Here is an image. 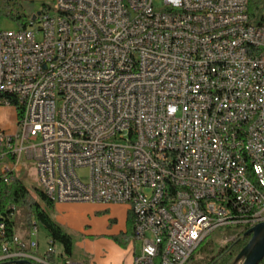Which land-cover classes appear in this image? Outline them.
I'll list each match as a JSON object with an SVG mask.
<instances>
[{"label": "built area", "instance_id": "2783aa9c", "mask_svg": "<svg viewBox=\"0 0 264 264\" xmlns=\"http://www.w3.org/2000/svg\"><path fill=\"white\" fill-rule=\"evenodd\" d=\"M35 16L4 30L0 1V88H18L22 110L15 132L0 129L1 182L34 171L55 204L128 206L134 264L159 256L163 226L166 264H187L216 230L240 236L264 223V0H55ZM220 32L231 39L216 42ZM113 55H126L134 76L101 80ZM214 58L223 67H210ZM242 144L255 170H243ZM167 181L181 187L177 217L164 211ZM30 232L11 242L1 220L0 262L41 264L35 223ZM55 256L48 243L45 258Z\"/></svg>", "mask_w": 264, "mask_h": 264}, {"label": "trees", "instance_id": "16d2710c", "mask_svg": "<svg viewBox=\"0 0 264 264\" xmlns=\"http://www.w3.org/2000/svg\"><path fill=\"white\" fill-rule=\"evenodd\" d=\"M18 5L19 0H2L3 14L6 12L10 20L18 23L20 29H26L29 23H27L26 17L20 14L17 9ZM259 5L260 2L250 3L249 15L252 19L256 16V10ZM1 98L2 100H11L13 108L16 110L17 118L20 120L22 110L16 104V101H19L18 98L12 95H3ZM35 191L39 201L20 180H17L10 186L0 181V220L5 222L7 236L12 242L16 237V224L15 220L11 217V208L16 207L17 210H25L27 212V229L31 231L34 226L33 223L37 225L38 230L40 227H43L48 232L51 243L63 247L66 262L73 255L74 240L49 216L47 209L54 210L55 203L41 190ZM245 233L222 247H215L206 238L192 254L187 264H237L238 256L250 241V237H245ZM134 237V217L129 212L127 232L115 237L114 241L119 246L126 248L134 240ZM22 261L28 262V264H37L29 260H11L0 262V264H19ZM51 261L53 262L54 258H48V262L52 263ZM261 264H264V261Z\"/></svg>", "mask_w": 264, "mask_h": 264}, {"label": "crops", "instance_id": "0c3cea01", "mask_svg": "<svg viewBox=\"0 0 264 264\" xmlns=\"http://www.w3.org/2000/svg\"><path fill=\"white\" fill-rule=\"evenodd\" d=\"M0 1L2 2V0ZM53 1L19 0V4L20 2L24 3L32 14H37L41 7L51 6ZM11 28H15V23ZM3 110L15 111L13 107H3ZM15 116L16 122H18L16 111ZM2 129L10 133L15 132V129L10 128L8 124ZM47 212L51 219L74 240L71 262L75 264H134L135 254L131 243L124 248L114 241L115 237L127 232L129 209L126 205L56 203L54 210L47 209ZM50 241L49 234L45 235L44 246L39 241L40 248L37 258L41 260V264L65 263L62 246L60 251H57L54 246L56 256L52 263H49L48 258H45Z\"/></svg>", "mask_w": 264, "mask_h": 264}, {"label": "bare ground", "instance_id": "6f19581e", "mask_svg": "<svg viewBox=\"0 0 264 264\" xmlns=\"http://www.w3.org/2000/svg\"><path fill=\"white\" fill-rule=\"evenodd\" d=\"M230 39L231 32H220L216 35V42H227ZM236 51H244V44H236ZM126 64V55H113L112 61H110V67L98 69V77H101V80H118L123 79V77L134 76V69L125 67ZM210 67H223L222 58L210 60ZM3 95H12L21 101V92H19L18 88H0V101H3L1 98ZM228 150H236V143H228ZM239 159L243 160V170H255V159H253L251 145L242 144L241 149H239ZM167 191L169 196H171V201L164 202V211H168V217H177V208L174 207L173 201L180 199L181 187L177 185V181H167ZM42 192L51 200V197L47 193ZM161 235H163V241L157 244V253H159V256L153 258L152 264H166V258H169L171 243L170 226L161 227ZM19 259H29V253L25 252V250H19Z\"/></svg>", "mask_w": 264, "mask_h": 264}, {"label": "rangeland", "instance_id": "374dc122", "mask_svg": "<svg viewBox=\"0 0 264 264\" xmlns=\"http://www.w3.org/2000/svg\"><path fill=\"white\" fill-rule=\"evenodd\" d=\"M55 2V0L50 4L53 5ZM157 5L159 7H161V3H157ZM44 7H41L39 9V11L37 12V14L41 13ZM17 9L19 10L21 15H24L26 17V21L27 23H30L32 21V18L34 15L37 14H32L30 10H28V8L26 7V5L22 2H20V4L18 5ZM260 19V14L256 17V19H254L252 21L253 25H257L258 21ZM14 22L12 20L9 19V17L7 16L6 12L3 15L2 18V28L4 30H18L19 29V25L18 23L15 22V28H11L12 24ZM15 109V108H14ZM16 111V110H15ZM15 111L11 110V111H4L3 107H0V129L3 128V126H6V124L9 125L10 128H12L13 130L17 129V123L16 122V116H15ZM4 130V129H2ZM32 169H34V167H32ZM34 173V171H33ZM28 174L27 172L23 171L21 173L20 176V181L28 188V190H30V192L36 197V191L35 190H40L38 184L36 183L34 174ZM81 175L85 176L86 175V171H81L80 172ZM37 200L39 201L38 197H36ZM128 207V206H127ZM129 209V207H128ZM15 224H16V235H17V239H22L25 242H29V240L31 238H33L31 232L29 229H27V212L25 210H20L18 209L15 217ZM34 224V223H33ZM33 228V227H32ZM242 230V228H228V227H224V228H220L218 230H216L212 235H210L208 237V241L211 242L212 244L215 245V247H222V246H226L228 243L226 242V240H232L233 238L237 237L239 232ZM48 232L43 228L40 227L39 228V232L38 235L36 236L37 239L41 242V245L44 246L45 242V235H47ZM50 244L51 241L49 242ZM53 245V244H52ZM131 245L134 246L133 241L131 242ZM57 251L61 250V246L60 245H53V250H55V247ZM137 251H140V245L137 244ZM25 252L29 253V250H25ZM39 264V263H38Z\"/></svg>", "mask_w": 264, "mask_h": 264}, {"label": "water", "instance_id": "95a60500", "mask_svg": "<svg viewBox=\"0 0 264 264\" xmlns=\"http://www.w3.org/2000/svg\"><path fill=\"white\" fill-rule=\"evenodd\" d=\"M35 19L36 16L33 17ZM245 237H250V241L238 256L237 264H261L264 261V223L248 230ZM19 264L28 262L22 261Z\"/></svg>", "mask_w": 264, "mask_h": 264}]
</instances>
